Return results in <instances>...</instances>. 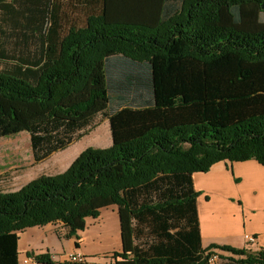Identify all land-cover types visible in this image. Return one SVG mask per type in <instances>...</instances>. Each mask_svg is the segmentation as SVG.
<instances>
[{"label": "trees", "instance_id": "1", "mask_svg": "<svg viewBox=\"0 0 264 264\" xmlns=\"http://www.w3.org/2000/svg\"><path fill=\"white\" fill-rule=\"evenodd\" d=\"M99 117L110 146L0 189V264H17L19 231L61 222L78 239L111 205L114 264H264L263 247L202 246L193 181L264 166V0H0V138L27 131L40 162Z\"/></svg>", "mask_w": 264, "mask_h": 264}, {"label": "crops", "instance_id": "2", "mask_svg": "<svg viewBox=\"0 0 264 264\" xmlns=\"http://www.w3.org/2000/svg\"><path fill=\"white\" fill-rule=\"evenodd\" d=\"M7 180L2 177L0 184L4 187ZM193 181L199 192L197 210L204 248L211 244L264 248V166L255 159L219 161L206 172H195ZM67 231L61 222L19 231L17 264H43L33 258L46 252L57 262L80 253L88 264H114V252L122 249L116 205L102 208L97 218L87 217L78 239L67 237ZM245 234L255 235L256 245L250 246ZM26 258L32 260L24 263Z\"/></svg>", "mask_w": 264, "mask_h": 264}, {"label": "rangeland", "instance_id": "3", "mask_svg": "<svg viewBox=\"0 0 264 264\" xmlns=\"http://www.w3.org/2000/svg\"><path fill=\"white\" fill-rule=\"evenodd\" d=\"M83 134L78 141L65 150L56 152L47 160L40 162H36L33 157L30 134L27 131L1 137L0 182L2 177L8 180L7 184L4 183V187L0 184V189L17 190L41 174L62 172L86 148H106L112 144L111 130L107 119L99 117L97 124L86 129ZM224 255L220 254L217 264L227 263V258Z\"/></svg>", "mask_w": 264, "mask_h": 264}, {"label": "built area", "instance_id": "4", "mask_svg": "<svg viewBox=\"0 0 264 264\" xmlns=\"http://www.w3.org/2000/svg\"><path fill=\"white\" fill-rule=\"evenodd\" d=\"M245 239L247 240V242L249 243L250 246H254L257 243V237L255 235L252 234H245ZM35 259V258H33ZM220 259V254L218 251H216L215 253H213L210 258H209V262L210 264H217L218 261ZM29 260H32L31 258H26L24 259V263H27ZM71 263H87V258L80 254V253H72L68 256V260Z\"/></svg>", "mask_w": 264, "mask_h": 264}]
</instances>
